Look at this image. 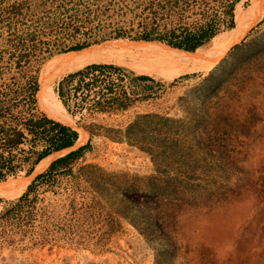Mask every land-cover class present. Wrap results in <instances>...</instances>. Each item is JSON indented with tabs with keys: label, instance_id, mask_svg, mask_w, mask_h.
Returning <instances> with one entry per match:
<instances>
[{
	"label": "rangeland",
	"instance_id": "374dc122",
	"mask_svg": "<svg viewBox=\"0 0 264 264\" xmlns=\"http://www.w3.org/2000/svg\"><path fill=\"white\" fill-rule=\"evenodd\" d=\"M23 1L18 23L7 8ZM169 1L0 0V104L18 119L51 118L47 111L62 121L55 103L83 146L90 141L77 158L44 172L23 200L35 180L34 155L16 157L21 166L0 181V214L19 200L21 208L0 220V264H264V0L236 4L245 19L239 40L211 49L207 42L209 50L164 80L143 71H168L161 50L188 51L133 37L199 22L192 10L182 23L163 18L159 4ZM84 42L85 49L61 51ZM90 55L104 59L75 61ZM115 57L121 61L107 60ZM94 65L133 76L123 104L90 75ZM35 78L31 104L24 89Z\"/></svg>",
	"mask_w": 264,
	"mask_h": 264
},
{
	"label": "trees",
	"instance_id": "16d2710c",
	"mask_svg": "<svg viewBox=\"0 0 264 264\" xmlns=\"http://www.w3.org/2000/svg\"><path fill=\"white\" fill-rule=\"evenodd\" d=\"M207 1L208 0H170L166 4L160 3L159 7L166 13L164 14V17H161L165 19L174 14L177 15L178 22L182 23L183 19H185L184 14L192 10L194 11L193 14L199 15V22L182 26L179 24L178 26L171 28L164 26L162 30H160L157 25L151 26V28H145L143 32H138L133 39L140 41H160L173 48L188 51L187 53L182 54L174 53L177 56H172L166 51L160 49L162 54L159 56L161 59L163 58L170 67L184 65L197 52L209 50L218 43L226 40L219 37L220 32L226 30H230L228 33L234 32L236 24L234 10L236 4L240 0H214L217 2L216 10L211 8ZM25 4L26 1L14 2L9 5L7 8L8 17L10 19L16 18L18 23H22L25 16L23 7H27ZM197 8H201V12H196ZM69 27L73 32L78 31V29L72 24H68V28ZM124 35V33L117 32L114 38H121L124 37ZM31 41H34V39ZM209 41L210 48L205 49L204 45ZM88 46L89 43L84 42L82 44L80 43L67 46L61 51H79L87 48ZM46 49L50 50V46L48 45ZM146 51L150 54H156V52L148 51V49ZM65 57L67 56L58 57L52 61V67H54L53 71L60 66V61H62ZM97 67H100V65L91 66V68ZM140 79L147 80L148 78L146 76H142ZM38 90L39 84L37 78H35L33 82L24 89V92L28 93L27 98L31 104L34 102L35 95ZM9 110L8 103L0 104V181L5 180L10 173L15 171L17 167L21 166V163H16V157L20 155V152L23 155L22 162L31 161V156L34 155V160L31 161V167L28 170V172H31L34 165L41 159L54 151L72 147L79 138V133L76 129L63 124L59 119L58 121L54 120L53 116L47 111L45 112L53 119L47 116H36L34 114H32L29 118L18 119L14 116V114L10 113ZM6 111H8V113H6ZM8 118H11V125L7 124ZM41 142L46 145L45 148L42 151L35 150V146ZM25 144H29L27 149L23 147ZM89 147L90 141L78 150L73 151L67 156L53 162L48 172L51 173L59 164H64L69 160H74L84 149ZM45 176L46 173L38 175L33 183L28 186L27 192L21 196L20 200L26 198L29 191L33 188V186H35L37 181L43 179ZM20 200L11 208L7 209L3 214H0V220L2 218H6L10 213L20 209Z\"/></svg>",
	"mask_w": 264,
	"mask_h": 264
},
{
	"label": "built area",
	"instance_id": "2783aa9c",
	"mask_svg": "<svg viewBox=\"0 0 264 264\" xmlns=\"http://www.w3.org/2000/svg\"><path fill=\"white\" fill-rule=\"evenodd\" d=\"M90 75H94L100 83H103L105 91L113 94V101L123 102L129 96L133 86V76L124 68L119 66H100L95 68ZM123 104V103H122Z\"/></svg>",
	"mask_w": 264,
	"mask_h": 264
},
{
	"label": "crops",
	"instance_id": "0c3cea01",
	"mask_svg": "<svg viewBox=\"0 0 264 264\" xmlns=\"http://www.w3.org/2000/svg\"><path fill=\"white\" fill-rule=\"evenodd\" d=\"M236 15V14H235ZM258 17H260V12H259V10H258V12L256 13V14H254L253 15V18H252V20H255V19H257ZM235 18H236V16H235ZM236 22V21H235ZM236 31H237V24H236V27H235V29H234V32L233 33H220L219 35L222 37V38H224V39H232V38H238V40H239V38H241V36L243 35V34H236ZM60 109H61V107H60ZM62 110V109H61ZM64 118H63V120L62 121H65L67 118H68V116H67V114H65V112H64ZM65 123H67V122H65ZM79 133V132H78ZM78 141L79 142H82L83 141V138L81 137L80 138V134H79V138L77 139V141L75 142V144L72 146V147H69V148H65V149H62V150H59V151H54V152H52L51 154H49L48 156H46V157H44L43 159H41L37 164H35L34 165V167H33V170L30 172L31 173V176L33 175V177L34 178H36L38 175H40V174H42V173H44V172H47L48 170H49V168H50V166H51V164L53 163V162H55V161H57L58 159H61V158H63V157H65V156H67L69 153H71V152H73V151H76V150H78L80 147H82L83 146V144L84 143H86V142H82L81 144H78ZM89 141V139L87 140V142ZM45 144L43 143V142H41V143H39V144H37L36 146H35V150H37V151H42L44 148H45ZM29 147V146H28ZM44 160H48V163H47V165L45 166V168L43 169V170H41V171H37V169H38V165L42 162V161H44Z\"/></svg>",
	"mask_w": 264,
	"mask_h": 264
},
{
	"label": "bare ground",
	"instance_id": "6f19581e",
	"mask_svg": "<svg viewBox=\"0 0 264 264\" xmlns=\"http://www.w3.org/2000/svg\"><path fill=\"white\" fill-rule=\"evenodd\" d=\"M235 16H236V18H235V21H236V24H237V27L239 28V29H242V27L244 26V23H245V19H244V16H243V14L241 13V11H239V10H236L235 11ZM223 42V41H222ZM221 43V42H220ZM219 44V43H218ZM175 50H179V49H175ZM182 51V50H181ZM144 52V51H143ZM191 53H193V52H191ZM135 54H137V53H135ZM126 55V54H125ZM102 55H99V56H94V55H90L89 57H87V56H81L80 58H78V59H76L75 61H77L78 63H82V64H84V63H86V62H88V61H91V60H93V58H95V57H97L96 59H104L103 57H101ZM123 57H124V54L122 55ZM145 56V55H144ZM129 58V57H128ZM143 59H144V57H143ZM146 59V58H145ZM108 61H110V62H119V61H121V59H120V57H115V58H113V60H112V58L110 59H107ZM125 60V59H124ZM147 60V59H146ZM145 60V61H146ZM126 61V60H125ZM143 61V60H142ZM157 61V60H156ZM161 61H163V62H165L167 65H168V63L164 60V59H162ZM160 61V62H161ZM151 62H152V60H151ZM127 63V62H126ZM138 64V63H137ZM143 64V63H142ZM141 64V65H142ZM145 64V63H144ZM123 65V64H122ZM140 65V64H139ZM150 65V64H149ZM163 66V65H162ZM169 66V65H168ZM136 67H139V66H136ZM155 67V66H154ZM178 67L179 66H177V67H168L169 69H168V71L167 72H157L156 70H154V69H145L143 72L144 73H147L148 75H150V76H153V77H156V78H161V79H164V80H168V79H170L172 76H174V75H176V74H178L179 72H177V69H178ZM143 68V67H142ZM141 68V69H142ZM147 68V67H146ZM161 68V67H160ZM174 68V69H173ZM138 69V68H137ZM139 70V69H138ZM160 71V70H159ZM142 73V72H141ZM54 80V79H53ZM53 83V82H52ZM52 109L54 110V112L58 115V116H60L62 119L64 118V114H63V111L60 109V106L59 105H57V104H53L52 105Z\"/></svg>",
	"mask_w": 264,
	"mask_h": 264
}]
</instances>
